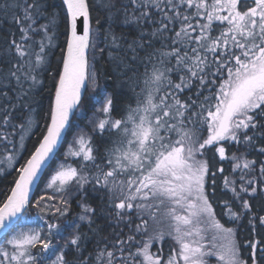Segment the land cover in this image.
I'll use <instances>...</instances> for the list:
<instances>
[{
  "label": "snow or ice",
  "instance_id": "snow-or-ice-1",
  "mask_svg": "<svg viewBox=\"0 0 264 264\" xmlns=\"http://www.w3.org/2000/svg\"><path fill=\"white\" fill-rule=\"evenodd\" d=\"M100 3L109 20L122 15L125 24L151 27L150 32L141 31V37H147L149 47L153 39L161 47L142 62V78L132 79L135 106L127 105L121 117L115 118L114 96L89 65L88 50L95 51L96 45L88 0H63L68 39L44 134L28 151L23 141L32 125L30 119L23 118L18 125L19 145L0 133L13 147L0 156V172L15 169L18 173L10 194L0 200V264H210L212 258L216 264H264V214L254 212L250 202L264 198V161L249 159L247 151L229 154L225 147L226 142L234 143L264 154V143H258L264 142V0ZM49 7L48 0H4L0 5V13L11 16L20 32L19 39H10L4 50L10 67L0 71V96L11 99L8 93L13 92L24 107L33 89L43 83L40 77L51 70L57 34L55 14L49 15ZM78 18H83L82 34L77 32ZM217 22L224 27L214 35ZM95 24L99 36V19ZM109 39L119 47L120 38L111 25L104 36ZM138 46L144 47L143 43ZM194 82L196 100L183 99ZM89 89L95 109L89 119L91 129L115 138L102 154L90 133L78 132L65 163L58 165L48 181L47 188L57 195L40 196L33 203L32 187L42 173L47 174L48 162H55L57 148L71 132L73 110ZM14 111L15 104L0 109V125L16 128ZM23 151H28L26 157ZM69 159L75 166L67 163ZM225 160L233 162V170H240L242 182L237 185L223 177L239 211L224 201L222 215L232 224L247 217L251 238L244 244L237 239L235 227L217 218L209 198L215 195L217 173H224L218 162ZM85 185L106 192V208L101 211L117 220L135 214L140 220L135 234L118 239L111 248L104 241L103 247L88 252L83 227L94 231L96 208L81 203L75 219H54L68 217L70 206L63 194L75 189L85 195ZM53 199L58 202L48 203ZM33 207L39 209L43 228L27 227ZM259 208L264 212V203ZM149 221L164 227L150 233ZM167 239L176 245L167 257L150 251L154 242L163 244Z\"/></svg>",
  "mask_w": 264,
  "mask_h": 264
},
{
  "label": "trees",
  "instance_id": "trees-1",
  "mask_svg": "<svg viewBox=\"0 0 264 264\" xmlns=\"http://www.w3.org/2000/svg\"><path fill=\"white\" fill-rule=\"evenodd\" d=\"M31 2V0H29ZM4 3V0H0V5ZM89 3V11L91 19L93 20V36L92 43L94 44L97 40L96 50L93 51L92 48H89L88 51V60L90 67L94 66V70L99 77L100 84L105 87L109 94L114 96L118 111L115 113L116 118H120L123 109L131 104L135 105L134 101V92L132 90L131 82L132 79L142 78V74L144 72V67L142 62L146 61L148 56L154 52L155 49L161 47V43L157 39H153L151 41L152 46H148L147 37H141V31L150 32L151 27L145 26L143 29H138V27L134 24H125L123 22V16L114 17L112 20L108 19L107 14L101 8L100 0H88ZM49 7V15L57 14L58 23H57V46L54 49L50 61H51V70L50 72H45L42 75L43 78V87L39 88L41 91L37 94V119H38V127L37 130L31 135L30 139L26 144V149L28 151L33 150L34 145H36L37 141L42 137L45 130V125L47 123V116L49 112L50 105L53 104L55 89H54V80L58 79L56 74L62 71V64L60 60L65 54L64 50L66 49V40L68 36L65 35L66 28L68 27L66 23V6L63 4V0H48ZM99 19L100 24V34L97 36L95 29L97 25L95 24V20ZM44 22V21H41ZM111 25L112 31L115 33L117 37L120 39L117 40L119 47L114 46L111 43V40H104V36ZM14 34V37H13ZM20 32L17 25L12 21L11 16H5L3 13H0V71H7L10 67V64L7 63L8 57L5 54V49L7 47V43L10 39L16 38L19 39ZM135 42V43H134ZM143 43L144 47L141 48L138 45ZM131 45V47H129ZM103 49V51H100ZM133 49L135 51H133ZM111 53V55H109ZM131 69H135L134 73ZM173 79H176L173 76ZM195 84V82H194ZM193 84L192 90H186L184 96L182 98L188 99L191 97L193 100H196V96L194 95L195 85ZM3 91H8L7 88L3 89ZM137 92V90H135ZM91 92L89 89L88 92L85 93L82 101L86 99L88 93ZM13 92H9L8 96L13 98ZM83 103V102H81ZM10 101H7V98L0 96V107L1 109L7 108ZM80 106V105H79ZM88 107V108H87ZM86 110L89 113V105H87ZM79 108V107H78ZM77 110L74 113L71 121V131L73 130V125H76L77 119ZM2 119V117H0ZM7 127L0 125V133L7 134ZM71 132H68V136ZM67 133L65 134V136ZM100 135L95 136L96 142H99ZM66 138H64V141ZM4 140L0 137V153L6 151L8 145L10 143L5 141V145L3 146ZM63 143V142H62ZM258 143H264L262 141H258ZM99 144V143H96ZM64 143L58 149L61 151L62 147H64ZM100 146V144H99ZM225 147L229 154L235 153L236 155H241V153L247 151V155L249 159H255L259 163L260 161H264V154L258 153L256 150H246L241 145H236L234 143H225ZM28 151H24L23 156L28 155ZM58 153V152H57ZM55 159V157H54ZM22 163V161H21ZM53 161L49 165L50 168H47V174L41 176L37 187L34 191L33 197L38 194V192L42 189L43 186L47 183L53 171L50 172ZM218 167L224 168V173H217L216 183H215V195L210 196V200L214 201L213 207L216 208L217 218L221 220V223H226L227 217L222 215L224 211L223 204L224 201H228L232 204L234 210L239 211L237 207L238 201L233 202V197L231 191L226 189L223 184V177H228L229 179L235 180L237 185H239L242 181L240 179L241 172L240 170H233V162L230 160L219 161ZM17 171L15 169L11 171H7L4 174L0 173V200H3L7 194H10V190L14 187L13 181L17 178ZM248 177H245L247 179ZM32 197V200H33ZM247 199L248 197H243ZM90 202L92 205H95L96 198L91 195ZM253 203L254 208L253 211L257 214H264V212L260 211L259 205L264 203V198L258 197L256 199L250 200ZM226 226L235 227L237 233V239L244 244L246 240L251 238V227L248 224L247 217L242 218L237 224H232L231 222H227ZM259 236V232L257 233V238ZM166 248L168 245H165ZM170 247V246H169ZM169 247L167 248L169 250ZM174 247V246H173ZM160 245L156 243V251L161 252ZM242 253L246 255L247 250L242 248ZM74 259V258H72Z\"/></svg>",
  "mask_w": 264,
  "mask_h": 264
},
{
  "label": "rangeland",
  "instance_id": "rangeland-1",
  "mask_svg": "<svg viewBox=\"0 0 264 264\" xmlns=\"http://www.w3.org/2000/svg\"><path fill=\"white\" fill-rule=\"evenodd\" d=\"M189 11H192V10H189ZM55 18H56V30H57V23H58L57 14H55ZM223 27L224 26L220 27L219 25L214 23L213 28H214L215 32L213 34L214 35L219 34L220 28H223ZM35 38L36 39H40L39 36L35 37ZM97 42H98V40L94 44H97ZM55 45L57 46V40H55ZM40 79L43 81L42 76L40 77ZM217 83H219V81H217ZM194 85H195V90H196V82H195ZM40 87L41 88L43 87V83L41 85L37 86L35 89H33V91L30 93V99L28 101V106L27 107H24L19 101H17L15 99V93H13V95H11V96H13L12 99H7V101H10V103L16 105V111H14L12 113V117H13L12 123L17 125L16 128H11V127L6 126L7 127L6 128L7 129V134L6 135L8 136V141H12L15 144L19 145V143H20V141H19L20 128L18 127V125L22 122L23 118H27V119H30L32 121L31 128L25 134V138H24V141H23L24 148H26V144H27L28 140L30 139L31 135L37 130V127H38V119H37L38 117H37V114H36V112H37L36 100H37V94L41 91V89H39ZM208 87L211 88L212 85H208ZM136 90H137V92L140 91L139 88H136ZM93 95H94V93L91 90V92H89L88 95L86 96V99L84 101H82L83 103H81L79 108L77 109V114H75V115H77L76 125H73V128H72L73 130L71 131V134L69 136H68V133H67V135L65 136L66 140L63 141V143L65 144L64 147H62L61 151H58L57 155L55 156V159H54L55 162L53 163L52 168L50 170V172L53 171L51 176L55 175V170H56V168L58 167V165L60 163H65V154L67 153L69 146L72 144L73 138L81 130L90 133L92 135V138H93L95 144L96 143L100 144V146H99V144H96V147L99 148V150H100V152L102 154L105 152L107 147L111 146L110 145V139H114L115 138L112 134H107L106 133L105 135L99 137V142H96V140L94 138H95V136L97 134L91 129V127L89 125V119H91L93 117L94 112H95V109L93 107L94 101L91 99V97ZM204 95H208V92L205 91ZM133 97L135 99V95H133ZM53 103H54V100H53ZM134 103H135V101H134ZM87 105L90 106L89 107V113H87V110H86ZM6 107H8V106H6ZM96 107H99V105H96ZM21 108H23L22 114H21ZM0 109H1V107H0ZM120 117H121V115H120ZM4 145H5V140H4L3 146ZM6 147H8V148L5 149L6 151H3L2 153H0V156L5 155L6 152L10 153V152L13 151L12 144H10V145H8ZM23 153H24V151L21 152V155H23ZM67 163L68 164H73V166H75L73 160H71V159L67 160ZM11 170H13V169H5L3 172H0V173L4 174L5 172L11 171ZM51 176L48 179V181L51 179ZM48 181L45 184V186H43L42 189L38 192V194L33 197V203H35V200L39 199L40 196H44V197L47 198L49 196H56L57 195V194L54 193V191L52 189H48L47 188ZM91 195H94V192H93V190L91 189V187L89 185H85V195H81V193L79 191L75 190V189H70L67 193L63 194V198L66 199L69 202V206H70L69 207L68 217H59V218H54V219H59L60 222H62L66 218L75 219L76 216L80 213L79 205L81 203L86 202V203L92 205V203L90 202ZM57 202L58 201L56 199L48 201V203H50V204H55ZM38 212H39V209L36 208V207H33L31 209L30 219H29V222L27 224V227L43 228L45 226L44 225V220L40 219V217L38 215ZM44 219H47V216H45ZM155 227H164V225L163 224L155 225V224H153V222L149 221V232L150 233L152 232V230ZM167 240H169L170 242L173 241L171 239H167ZM2 242L3 241L1 240L0 243H2ZM156 243H158L160 245V248L162 250L166 249V246H164V244H161L159 242H154L153 243V246L150 249V251L152 253H154V254H160V252L158 253L156 251ZM168 244H170V243H168ZM165 245H167V244H165ZM168 247H169V252H170L173 248L176 247V245L175 244L173 245V243H172L171 245H168ZM70 258H75V257H70ZM210 264H216L215 258H212L210 260Z\"/></svg>",
  "mask_w": 264,
  "mask_h": 264
},
{
  "label": "flooded vegetation",
  "instance_id": "flooded-vegetation-1",
  "mask_svg": "<svg viewBox=\"0 0 264 264\" xmlns=\"http://www.w3.org/2000/svg\"><path fill=\"white\" fill-rule=\"evenodd\" d=\"M216 24L220 27L224 26L218 22ZM222 29L220 28V30ZM93 192L94 195L92 196L96 198L94 208L97 209V215L94 217V231H89L87 227H83V231L86 233L85 247L88 252H93L97 247H103L104 241H107L109 248H111L112 244L116 243L118 239H126L128 236L134 235L135 226L140 223L135 214L130 217L126 216L123 220H117L114 215H109L107 211H101L106 208L107 194L103 190ZM91 206L93 207V205ZM141 239L140 235L136 236L137 241ZM172 243L175 244L174 241L166 240L163 244L171 245ZM131 250L135 251V248L133 247ZM160 254L167 257L169 250L167 248L163 249Z\"/></svg>",
  "mask_w": 264,
  "mask_h": 264
},
{
  "label": "water",
  "instance_id": "water-1",
  "mask_svg": "<svg viewBox=\"0 0 264 264\" xmlns=\"http://www.w3.org/2000/svg\"><path fill=\"white\" fill-rule=\"evenodd\" d=\"M82 20H83V18H78L77 19V32H78V34H82ZM85 93H82V97H83V95H84ZM82 100V99H81ZM79 106V105H78ZM77 106V107H78ZM77 107H76V109H77ZM76 109H74L73 110V114H74V112H75V110ZM73 116V115H72ZM72 116L70 117V121H71V118H72ZM59 148V147H58ZM58 148H57V150H58ZM56 150V151H57ZM51 161H49L48 162V164L50 163ZM47 167V166H46ZM43 174V173H42ZM41 174V175H42ZM38 182H39V179L35 182V184L33 185V187H32V190H31V192H30V198H32V195H33V192H34V190H35V188H36V186H37V184H38ZM2 237V234H0V238Z\"/></svg>",
  "mask_w": 264,
  "mask_h": 264
},
{
  "label": "bare ground",
  "instance_id": "bare-ground-1",
  "mask_svg": "<svg viewBox=\"0 0 264 264\" xmlns=\"http://www.w3.org/2000/svg\"><path fill=\"white\" fill-rule=\"evenodd\" d=\"M72 199V198H71ZM70 200V199H69ZM85 203V202H84Z\"/></svg>",
  "mask_w": 264,
  "mask_h": 264
}]
</instances>
